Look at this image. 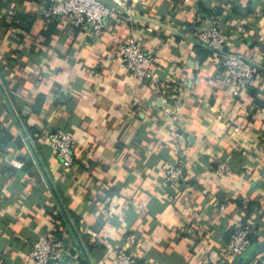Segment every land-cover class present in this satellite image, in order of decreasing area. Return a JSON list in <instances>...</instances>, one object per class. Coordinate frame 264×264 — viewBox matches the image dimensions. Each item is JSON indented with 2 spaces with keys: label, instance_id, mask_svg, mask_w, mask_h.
I'll return each mask as SVG.
<instances>
[{
  "label": "crops",
  "instance_id": "0c3cea01",
  "mask_svg": "<svg viewBox=\"0 0 264 264\" xmlns=\"http://www.w3.org/2000/svg\"><path fill=\"white\" fill-rule=\"evenodd\" d=\"M46 1L0 0V80L17 113L0 85V257L36 264L33 244L54 234L67 246L62 264H90L87 252L92 263L109 264L120 248L138 264H258L264 0H123L100 37L49 21ZM16 13L34 16L28 31L11 25ZM211 19L229 34L226 50L262 68L238 97L218 56L193 41ZM129 36L155 55L163 96L121 66L119 46ZM46 131L75 139L68 174L41 141ZM179 160L188 180L173 187L164 168ZM219 161L230 165L228 175L216 172ZM241 221L252 223L254 239L226 260Z\"/></svg>",
  "mask_w": 264,
  "mask_h": 264
},
{
  "label": "built area",
  "instance_id": "2783aa9c",
  "mask_svg": "<svg viewBox=\"0 0 264 264\" xmlns=\"http://www.w3.org/2000/svg\"><path fill=\"white\" fill-rule=\"evenodd\" d=\"M125 6L126 3L123 0L117 5L112 3V6L100 0H47L42 8V14L49 21L66 20L73 27L83 30L84 33L100 37L104 34L110 20L122 13L120 7ZM193 41L196 45L218 56L224 79L229 84L230 93L234 97L240 96L243 91L260 81L262 68L255 60L239 52L226 50L229 34L217 19L205 22L200 29L194 32ZM119 48L123 69L138 81L149 82L155 91L163 96V82L152 69L155 55L145 51L140 41L133 36L126 37ZM163 111L167 113L169 109L165 107ZM173 134L176 138L180 137L175 130ZM40 139L52 147L57 159L68 174L74 166L75 139L64 131H46L40 135ZM173 149L175 153L180 152L177 144ZM216 172L220 175H228L231 167L228 163L219 161ZM164 174L173 187H182L188 180L182 160L174 165H167L164 168ZM254 234L255 230L250 221L238 222L231 238L224 246L223 258L227 260L246 251ZM66 254L67 246L63 238L50 234L41 237L33 244L29 256L36 264H62ZM207 258L213 261L211 253H207ZM0 264L11 263L0 257ZM109 264H138V261L127 248H120ZM258 264H264V256Z\"/></svg>",
  "mask_w": 264,
  "mask_h": 264
},
{
  "label": "trees",
  "instance_id": "16d2710c",
  "mask_svg": "<svg viewBox=\"0 0 264 264\" xmlns=\"http://www.w3.org/2000/svg\"><path fill=\"white\" fill-rule=\"evenodd\" d=\"M33 22H34V16L33 15L24 14V13H16L13 16V20L11 22V25L14 27H18L20 29H23L25 31H28L30 29V27L32 26ZM197 46L201 47L199 45H197ZM201 48H203V47H201ZM203 49H205V48H203ZM58 235H60V234L58 233ZM60 237H61V235H60ZM253 239H254V237L252 236L250 241H253Z\"/></svg>",
  "mask_w": 264,
  "mask_h": 264
},
{
  "label": "water",
  "instance_id": "95a60500",
  "mask_svg": "<svg viewBox=\"0 0 264 264\" xmlns=\"http://www.w3.org/2000/svg\"><path fill=\"white\" fill-rule=\"evenodd\" d=\"M100 1H102L103 3H105V4L109 5V6H112V3H110L108 0H100ZM0 85H1V89H2L1 91H2L4 97H5L6 101H7V104H8L9 107L11 108L12 113L17 115V113H16V111H15V109H14L13 103H12V101H11V98H10L9 94L7 93L5 87L3 86V83L1 82V80H0ZM23 135L26 137V131H25V129H23ZM28 141H29L28 143H30V140H28ZM30 146L32 147L31 144H30ZM71 229H72V228H71ZM72 231H74V230L72 229ZM74 232L76 233V231H74ZM79 241H80V237H79ZM80 242H81V241H80ZM84 247H85V246L83 245V248H84ZM85 252H86V251H85ZM86 254H87V259L90 261V264H94V263H92V261L90 260V257H88V252H87Z\"/></svg>",
  "mask_w": 264,
  "mask_h": 264
}]
</instances>
